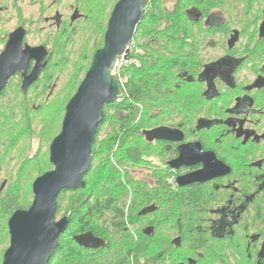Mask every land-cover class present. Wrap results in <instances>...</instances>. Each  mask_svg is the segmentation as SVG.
<instances>
[{
    "label": "flooded vegetation",
    "instance_id": "1",
    "mask_svg": "<svg viewBox=\"0 0 264 264\" xmlns=\"http://www.w3.org/2000/svg\"><path fill=\"white\" fill-rule=\"evenodd\" d=\"M118 1L0 0V56L10 38L17 35L21 36L22 49L44 46L47 50L45 68L26 90L22 88L23 70L10 75L0 90L1 158L4 154L10 158V153L17 151L20 136L29 131V104L35 99L30 94L42 81L51 80V75L45 77V71H55L50 62L53 53H61V44L65 52L71 51L79 26L85 29V12L93 8L95 17H107V27L113 10L109 14V5ZM214 4L209 13L192 12L199 21L197 27H201L199 33L194 27L198 51L191 56L188 50L185 56V82L199 86L203 103L195 124L189 128L170 126L182 130L180 142L149 140L143 132L144 138L161 147L163 153L155 154L157 159L152 158L151 162L114 163L124 175L122 180L132 177L139 189L146 186L149 193L158 190L164 194L165 184L171 192L178 188L185 191L199 188L200 223L216 244L215 255L208 254L214 264H264V0H216ZM239 20H245L246 24L241 27L235 22ZM89 28L93 26L89 24ZM30 38L39 41L29 43ZM53 61L54 65L59 63ZM34 65V59L29 61L27 75ZM40 97L39 94L33 110H39ZM190 142L200 145L199 162L171 167L169 161L177 157V146ZM173 149L176 153L172 155ZM208 152L214 156L205 154ZM207 158L217 162L214 169L204 174L206 179L183 186L176 183L180 175L204 170ZM12 165L0 160V264L10 242L9 218L17 209H28L31 204L22 201L14 208L10 201L4 202L12 195L14 181H29L28 162L18 164L14 175ZM224 165L229 168L227 172ZM149 172L154 174L150 179L146 178ZM154 210V203L142 204L139 220ZM149 226L153 227L148 223L143 228ZM175 244H180V240ZM243 253L238 263L237 258ZM196 262L189 255L185 257V264Z\"/></svg>",
    "mask_w": 264,
    "mask_h": 264
},
{
    "label": "trees",
    "instance_id": "2",
    "mask_svg": "<svg viewBox=\"0 0 264 264\" xmlns=\"http://www.w3.org/2000/svg\"><path fill=\"white\" fill-rule=\"evenodd\" d=\"M215 1H145L144 17L117 75H112L117 84L116 100L103 107V120L91 145L92 159L85 187L61 190L58 195L56 215L63 209L62 214L68 215L69 224L59 236L58 247L47 264H185V247L186 256L194 258L196 264H214L208 254L215 255L216 244L200 223L199 188L187 191L178 188L171 192L165 184L164 194L158 190L149 193L146 186L139 189L132 177L122 180L124 175L114 162H151L148 155L152 154V144L144 138L143 132L163 125L189 128L195 124L203 104L201 90L185 82V56L188 50L191 56H196L198 51L194 27L199 26V21L192 12L209 13ZM113 5L114 2L109 5V14ZM95 10L85 12L86 26L85 29L79 26L78 36L98 33L99 39H103L105 16L95 17ZM243 17L246 16L243 14ZM235 22L241 27L246 24L245 20ZM89 24L93 26L91 30ZM94 25H100L98 31ZM197 30L199 33L201 27ZM97 48L99 46L81 56L78 72L87 71ZM62 56L63 53L54 52L50 61L58 74L63 73V67L69 62L68 57L64 62ZM53 60L59 63L54 65ZM118 77L122 78L121 85ZM49 80L47 78L46 90L51 87ZM45 103L47 112L53 103L46 101L40 105L43 107ZM178 115L181 118H177ZM105 126L110 127L109 130L98 139ZM175 153L173 149L172 155ZM31 160L35 162L34 158ZM42 171L34 178L45 172ZM15 192L12 190V195L4 201H10L14 208L21 205L18 200L23 196L19 190ZM150 203L155 204V210L140 216L139 220L140 206ZM142 219L153 226L152 236L143 233L145 224L137 225ZM85 231L100 238L102 244L97 248L78 245L71 236ZM174 238H179L180 244L172 243ZM244 255L240 254L238 263Z\"/></svg>",
    "mask_w": 264,
    "mask_h": 264
},
{
    "label": "water",
    "instance_id": "3",
    "mask_svg": "<svg viewBox=\"0 0 264 264\" xmlns=\"http://www.w3.org/2000/svg\"><path fill=\"white\" fill-rule=\"evenodd\" d=\"M146 0H119L113 7L103 37V44L93 53L91 63L75 93L65 105L61 128L49 145V162L53 168L37 176L31 185L33 199L28 209H17L8 220L10 242L1 264H47L58 247L59 236L68 228L69 217L56 218L57 199L61 190L85 187L83 177L90 168L91 145L103 120V107L112 104L117 95V84L111 75L116 59L131 43L134 33L142 21ZM44 46L21 48V36L11 37L0 56V90L8 77L23 70V90L37 80L47 61ZM35 60L27 75L29 61ZM147 138L180 142L183 132L179 128L158 126L146 131ZM178 155L169 165L178 168L199 162L198 142L180 143ZM214 156L212 152L205 153ZM205 169L180 175L176 183L183 186L206 179L215 163L209 158ZM211 162V164L209 163ZM225 166V165H224ZM229 168L225 166L227 172ZM204 172V173H203ZM143 233L153 235V227ZM72 239L84 248H97L102 240L90 231L74 234ZM179 238L173 241L176 243ZM183 264V263H179Z\"/></svg>",
    "mask_w": 264,
    "mask_h": 264
},
{
    "label": "rangeland",
    "instance_id": "4",
    "mask_svg": "<svg viewBox=\"0 0 264 264\" xmlns=\"http://www.w3.org/2000/svg\"><path fill=\"white\" fill-rule=\"evenodd\" d=\"M103 21H104L103 22V26H104L106 17L105 19H103ZM94 27L98 31V27H100V25H94ZM85 34H86V37L77 36L75 44H73L71 47V51L68 50L66 51L67 52L66 53L65 49L64 48L62 49L63 52L61 51V54L63 53L62 57L65 60L64 62H67V57L69 58V62L66 64L65 67H63V73L58 74V73H55L54 70L45 71V77H49L50 75L52 76L51 80L49 81V85H48L51 87L46 90L45 86H47L46 85L47 80H44L41 82L42 85H40L38 88L36 87L34 91H32L30 94V95L40 94L41 96L40 101H39L40 104L41 102H43L44 104V102L49 101L48 104L53 103L52 108L46 112L45 109H47V106H46L47 104L45 103L43 107L40 105V108L38 111L37 109L33 110L32 107L37 106L38 102L36 100L38 99V96L35 97L34 100H31L29 104L30 121H29L28 133L24 135L22 134L20 136L21 137L20 141L15 148V150L17 151L13 150L10 153V155H12L10 158H9V155H6V154H4L2 158L0 156V160L4 162H9L10 165L12 162L13 175L19 167L18 164H20L21 162H28L29 182L28 183L26 182L21 183L17 181L13 182L14 192L19 190V192L23 194V198L20 196V199L18 200L19 203L22 201H24L22 202V204H26L27 201L29 203L32 202L33 194H32L31 185H32L33 180L35 179L34 176L42 169H43L42 172H44L46 170H50L53 168L50 162H45V161L46 159L49 161V145L53 137L57 135L60 131L61 122H62L64 111H65V105L67 101L69 100V98L75 93L77 87L79 86L81 80L83 79L85 75V73L82 74L81 71L78 72L79 69L77 68L79 61L81 60V56H83L85 52H90L95 47H98V46L100 47L103 44L102 42L103 39L102 40L99 39L98 33L88 34L87 32ZM28 41L29 43H37L39 40L30 38ZM54 74H55V77L53 78ZM177 118H181V116L178 115ZM47 128H49V131L46 130ZM109 128L110 127L105 126L104 130L98 134V139H101L105 135V133L109 130ZM1 149L2 148L0 147V150ZM151 149H152V154L148 155L150 159L152 158L157 159L155 158L156 156L154 155L157 153H163L161 147L152 145ZM28 155H29V158H27ZM4 158H7V159H4ZM32 158L35 159L34 160L35 162L31 160ZM155 161L156 160H154V162ZM134 166L135 165H132L131 167H134ZM148 169L150 170V172H152L151 170H153L152 167ZM150 172L147 173L146 178L150 179L151 177L154 176V174ZM88 177L89 176L87 175L86 178ZM142 177H145V173H143ZM27 188L28 190L26 191ZM31 195L32 197H30ZM64 203H66L65 200H64ZM63 211L64 210L62 209V211L56 216V218L63 216L62 214ZM145 221L146 219H142L143 224L138 221L137 225L139 226L144 225ZM5 245H6V239H5V243L3 244V246ZM186 252H187V247H185V257L187 255Z\"/></svg>",
    "mask_w": 264,
    "mask_h": 264
},
{
    "label": "built area",
    "instance_id": "5",
    "mask_svg": "<svg viewBox=\"0 0 264 264\" xmlns=\"http://www.w3.org/2000/svg\"><path fill=\"white\" fill-rule=\"evenodd\" d=\"M128 47H129V45H128ZM125 54H126V51L116 59L114 65H113V67L111 69V72H110L111 75H117V70H118L119 66L122 64V61L125 58ZM118 80H119V83L121 85L123 83L122 78L118 77ZM115 100H116V98H115Z\"/></svg>",
    "mask_w": 264,
    "mask_h": 264
},
{
    "label": "bare ground",
    "instance_id": "6",
    "mask_svg": "<svg viewBox=\"0 0 264 264\" xmlns=\"http://www.w3.org/2000/svg\"><path fill=\"white\" fill-rule=\"evenodd\" d=\"M101 33V32H100ZM102 37V36H101ZM52 44V43H51ZM49 91V90H48ZM34 97V96H33ZM28 118V117H27ZM211 207V206H210ZM210 216V215H209Z\"/></svg>",
    "mask_w": 264,
    "mask_h": 264
}]
</instances>
